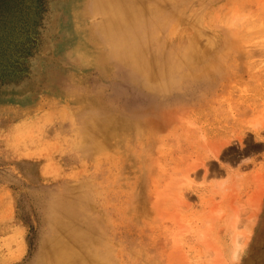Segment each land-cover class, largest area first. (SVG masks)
<instances>
[{"label": "rangeland", "instance_id": "obj_1", "mask_svg": "<svg viewBox=\"0 0 264 264\" xmlns=\"http://www.w3.org/2000/svg\"><path fill=\"white\" fill-rule=\"evenodd\" d=\"M89 1L0 0V264H264V0L153 1L157 91Z\"/></svg>", "mask_w": 264, "mask_h": 264}, {"label": "bare ground", "instance_id": "obj_2", "mask_svg": "<svg viewBox=\"0 0 264 264\" xmlns=\"http://www.w3.org/2000/svg\"><path fill=\"white\" fill-rule=\"evenodd\" d=\"M150 1L151 2H149L147 0H143L142 3L139 5H137L136 3H134L132 1L133 3L131 4V8L135 10V12H136L135 14H133V13L121 14V12H122L121 9L123 8V5H126V1L120 2V0H90L89 1V8H90L91 14H94L95 16L96 15H100V16L103 15V20H105V27H106L105 31L109 36V37L107 36V38L110 40V42L112 43L114 48L118 49V51H119L118 54H120L119 56L122 58V62L125 61V66L131 67V69H133L134 72H136V73H141L144 76L146 86L150 90H153L155 88V91H157L158 87H153V83L161 84V83L166 82L168 80H172L175 78L177 71H180V70L178 68H173V66H172L173 57L172 56L167 57L166 55H163L162 50H161L163 48H160L161 47L160 45H156L155 49L153 48V42L150 41V37H151V40H153V41L156 40L155 42L158 43L160 36L162 35L161 32H163L162 29L164 28L165 25H167L169 23V20L166 19L167 16H165V17L160 16V18H158L157 20L153 19L152 22H150V24H148L144 19L145 18L144 16L147 13L146 8L148 6H150L153 3V1H155V0H150ZM159 10H160V7L158 5L155 6V8L152 7V12L154 14H157L159 12ZM159 25H162V26H159ZM158 31H161L159 35L157 33ZM97 32H96V34H97ZM130 35L135 36V38H138L136 40L135 44L131 45V44L116 43L117 40H120L123 37H128ZM201 35H200V37H201ZM201 42H202V39H201ZM202 43H204V42H202ZM201 45L202 44H200V45L198 44L197 46H195L194 50L199 52L198 50H200L201 48H203L205 46V45L204 46H201ZM181 47L184 48L185 46H181ZM190 47H191V44H190ZM196 47H198L199 49L197 50ZM197 52H195L194 54L198 55ZM106 53H108V52H106ZM175 54L176 53H174V55ZM109 65H111V64H109ZM95 114H96V112H95ZM111 119H113L112 116L110 114H107V115H105L104 118H101L99 123L97 122L98 124H95V125L90 124L93 126V128L89 129V134H90L89 135L90 139L88 142L89 148H91L92 146H95L97 142H100V141L105 140V139L107 140V137H110V136H112V134L117 133L116 132L117 130L113 129L114 126L110 125ZM94 120H96V119H94ZM96 121H98V120H96ZM121 122L125 123L126 120L121 121ZM120 126H123V125L118 123L117 127L119 128ZM77 136H79V135H77ZM112 137H110V138H112ZM70 213L71 212L69 211L68 201L63 203V205L61 207L59 205V216H56L57 219L55 220V222L59 226V227L57 226L59 234L57 233V235L55 236L54 242L67 244L69 239H72V237L69 236L70 235L69 233H70L71 229H73V226H72V224H68L64 221V219L70 217V215H71ZM60 221H62V223ZM55 228H56V226H55ZM73 230H75V229H73ZM62 235H64L66 237V239ZM60 236H62L63 238H60ZM73 242H74V240H73ZM73 242H72V244H73ZM72 246H74V245H72ZM65 248H66V246H65ZM67 248H70V247H67ZM60 250H62V249H60ZM52 251H51V253H52ZM67 252L65 251V254H63L61 256V258L59 259V264H75V261L70 258V254ZM53 253H54V251H53ZM76 261L78 262V260H76Z\"/></svg>", "mask_w": 264, "mask_h": 264}]
</instances>
